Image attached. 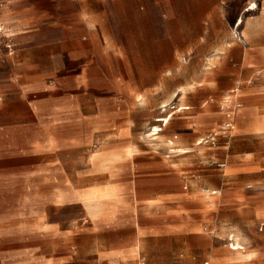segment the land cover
I'll list each match as a JSON object with an SVG mask.
<instances>
[{"label":"crops","instance_id":"crops-1","mask_svg":"<svg viewBox=\"0 0 264 264\" xmlns=\"http://www.w3.org/2000/svg\"><path fill=\"white\" fill-rule=\"evenodd\" d=\"M233 2H240L234 22ZM48 15L50 40L17 52L16 73L34 81L30 91L55 81L56 98H23L33 128L0 132V264L177 259L180 238L200 234L202 216L222 203V192L209 199L180 192V163L170 156L200 157L173 140L167 155L152 141L163 133L201 145L226 121L218 106L238 84L234 132L229 144L219 142L225 152L209 157L225 162L226 232L263 230L264 202L246 190L261 185L251 169L255 152L245 148L264 143V0H49ZM170 104L173 111L160 116ZM152 121L147 137L154 138H142ZM93 145L100 147L87 153L80 175L97 180L76 186L70 152ZM15 158L31 162L18 168ZM76 204L86 211L80 230L46 215ZM233 236L231 264L255 261Z\"/></svg>","mask_w":264,"mask_h":264},{"label":"rangeland","instance_id":"rangeland-1","mask_svg":"<svg viewBox=\"0 0 264 264\" xmlns=\"http://www.w3.org/2000/svg\"><path fill=\"white\" fill-rule=\"evenodd\" d=\"M239 4L240 2L232 3L233 22L239 17L237 16L240 14ZM48 9L49 0H0V26L2 28L0 34V132L2 128H9L19 134L18 130L20 129L22 131L23 128H33L34 118L24 103L23 98H27L29 101L40 95L47 99L56 98L55 91L57 84L55 81L47 80L44 87L46 89L43 91H30L28 88L34 81L31 79L20 80L16 73V68L18 67V63L16 62L17 52L26 51L34 47L35 43H47L50 40L49 25L52 21H50ZM23 29L25 30L23 31ZM224 98L220 100L219 108L222 106ZM185 105L182 104V106ZM171 107L172 105L170 104L166 108L167 112H164L160 116L165 117L168 113L172 112ZM153 122L140 134L142 138L148 140L154 138V136L147 137L148 134L154 132L151 129ZM169 126L170 124L167 125V129ZM220 130L221 127L218 126L213 133L219 132ZM166 133L167 130L164 132V135ZM162 134L160 133V137L156 141H152L155 143L154 147L166 146L165 148H167L169 141L173 140L177 149L189 150V147L195 148L194 154H198L197 156L200 157L196 162L192 163L188 157H180V153H173L170 156L172 157L170 159H175L180 163L177 166L182 176L180 179V192L195 193L198 196H204L207 193L210 194L213 190L219 191V194L222 192V197L219 198L222 203L214 205L209 214L202 216L200 234L198 236H184L180 238V254L185 253L189 258L190 264H231L234 261V256L229 253L228 246L234 241H230L233 235L226 232L228 225L225 222L226 210L223 203L225 200V186L223 184L222 172L224 168H217L216 165H211L209 157L215 152H220V150L225 152V149H209V146L206 145H183L180 136L174 140L172 136L167 137ZM14 140L19 145L22 144L21 137L16 136ZM223 141L222 139L220 140L221 144H223ZM3 143L5 142H2V139H0V155L5 151ZM98 147L100 145H93L86 152H82L81 150H73L70 152L71 157L74 159V185L81 186L85 181L91 183L97 180L96 178L81 176L80 172L81 170L85 172L88 168L85 161L87 153L90 154ZM245 149L247 152H255L253 155V164L255 166L251 169L256 175L255 179L259 180L261 184L257 189L253 185H248L246 190L258 192L260 194L259 200L261 199L264 202V143L250 145ZM169 150L167 148V155L169 154ZM1 162L0 166L5 164V162ZM29 162H31L30 158H15L10 161L11 164H17V167L20 166L18 168H21L23 163ZM212 168L218 169L216 173L219 176H216L214 174L215 172L207 171ZM187 183L190 185L188 191L184 189ZM46 215L50 221L58 222L62 227L73 226L75 229L80 230L83 220L86 217V211L81 205L76 204L66 208H51L46 210ZM235 238L239 239V243L245 247L246 252L255 253V261L244 264H264V256L262 255V252H264V227L261 231H259V227L247 229L241 234H235L233 239ZM147 260L148 258L144 259L142 256L139 264L143 262L147 264ZM176 263L177 259L173 257L165 258L163 263L157 261L154 264Z\"/></svg>","mask_w":264,"mask_h":264},{"label":"built area","instance_id":"built-area-1","mask_svg":"<svg viewBox=\"0 0 264 264\" xmlns=\"http://www.w3.org/2000/svg\"><path fill=\"white\" fill-rule=\"evenodd\" d=\"M241 23L242 20L239 19L233 26V36L236 40H241V34H240ZM239 93H240V84H238L237 87L230 90L225 95L223 104L221 106V110L226 114V121L221 126V130L219 132H214L211 135H209L207 138L202 139L200 141L201 145H208L209 147L215 149L218 147L221 139L224 140L227 144H229L235 126L233 117L236 111L242 107V104L238 101ZM210 162L211 165H216L218 168L225 167V162H218L216 160H210ZM186 189L187 187H185V190ZM210 194L211 196H216L219 194V191L213 190L211 191ZM142 264H144V262ZM176 264H190L188 256L185 253L179 254ZM205 264H209V263H205Z\"/></svg>","mask_w":264,"mask_h":264},{"label":"bare ground","instance_id":"bare-ground-1","mask_svg":"<svg viewBox=\"0 0 264 264\" xmlns=\"http://www.w3.org/2000/svg\"><path fill=\"white\" fill-rule=\"evenodd\" d=\"M165 120L166 121H168V119H167V117L165 118ZM162 121H164V120H162ZM162 130V129H161ZM154 131V130H153ZM155 131H158L157 129L155 130ZM155 133V132H154ZM150 135V134H149ZM159 137V136H158ZM181 150V149H180ZM204 198H206V199H209V198H211V197H213V196H211V194H205L204 196H203ZM237 237V236H236ZM232 240V239H231ZM234 248H236V250H239V244H237L236 245V247H234ZM233 248V249H234ZM246 251V250H245ZM237 253V252H236ZM240 254V253H239Z\"/></svg>","mask_w":264,"mask_h":264}]
</instances>
